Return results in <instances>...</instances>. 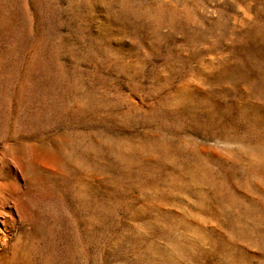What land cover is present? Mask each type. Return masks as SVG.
<instances>
[{"label": "rangeland", "instance_id": "374dc122", "mask_svg": "<svg viewBox=\"0 0 264 264\" xmlns=\"http://www.w3.org/2000/svg\"><path fill=\"white\" fill-rule=\"evenodd\" d=\"M0 264H264V0H0Z\"/></svg>", "mask_w": 264, "mask_h": 264}]
</instances>
